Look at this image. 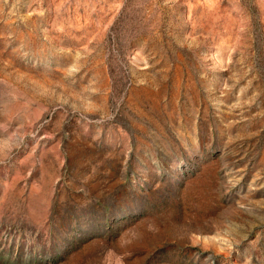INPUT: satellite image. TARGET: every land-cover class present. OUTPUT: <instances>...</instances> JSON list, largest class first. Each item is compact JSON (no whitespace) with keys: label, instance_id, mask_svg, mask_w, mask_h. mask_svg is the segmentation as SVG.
Segmentation results:
<instances>
[{"label":"rangeland","instance_id":"374dc122","mask_svg":"<svg viewBox=\"0 0 264 264\" xmlns=\"http://www.w3.org/2000/svg\"><path fill=\"white\" fill-rule=\"evenodd\" d=\"M0 264H264V0H0Z\"/></svg>","mask_w":264,"mask_h":264}]
</instances>
